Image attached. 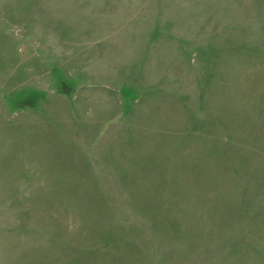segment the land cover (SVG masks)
I'll list each match as a JSON object with an SVG mask.
<instances>
[{
  "label": "rangeland",
  "instance_id": "1",
  "mask_svg": "<svg viewBox=\"0 0 264 264\" xmlns=\"http://www.w3.org/2000/svg\"><path fill=\"white\" fill-rule=\"evenodd\" d=\"M0 264H264V0H0Z\"/></svg>",
  "mask_w": 264,
  "mask_h": 264
}]
</instances>
